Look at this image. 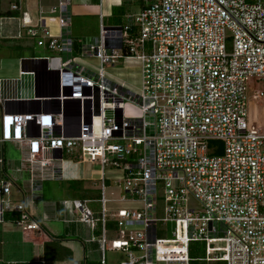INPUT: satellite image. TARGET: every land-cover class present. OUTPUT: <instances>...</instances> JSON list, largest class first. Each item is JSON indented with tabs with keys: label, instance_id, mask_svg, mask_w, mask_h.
Wrapping results in <instances>:
<instances>
[{
	"label": "built area",
	"instance_id": "1",
	"mask_svg": "<svg viewBox=\"0 0 264 264\" xmlns=\"http://www.w3.org/2000/svg\"><path fill=\"white\" fill-rule=\"evenodd\" d=\"M142 1L124 25L100 24L96 40L77 49L62 35L70 0L48 9L58 35L26 23V37L46 53L20 59L29 67L9 94L0 80V153L4 143L19 146L29 195L59 176L64 155L101 174L105 165L120 170L121 200L139 207L109 212L103 183L97 212L87 200L70 202V221L99 228L88 239L98 244L97 264H106L108 248L124 253L119 264H191V242L204 243L196 261L264 264V119L250 123L246 95L249 79L258 80L264 105V0ZM132 57L140 61L137 91L105 68ZM117 100L140 117H125ZM213 141L218 154L209 153ZM10 186L0 179V223L17 211L16 225L39 229L23 202L11 203Z\"/></svg>",
	"mask_w": 264,
	"mask_h": 264
},
{
	"label": "crops",
	"instance_id": "2",
	"mask_svg": "<svg viewBox=\"0 0 264 264\" xmlns=\"http://www.w3.org/2000/svg\"><path fill=\"white\" fill-rule=\"evenodd\" d=\"M15 0H0V13L11 11L9 6ZM98 3V19L99 26L103 25L104 17L111 16L112 8H119L120 18L118 26L124 25L130 18L132 14H123L121 9L124 8V5L120 6L122 0H94ZM127 2V0H124ZM56 4V0H24L21 9L19 11H14L17 14L12 16H0V74L4 77H0L2 85L4 87L3 93L9 94V91L14 90L12 85V80H14L21 68H27L29 65L21 63L20 59H27L39 55H30L32 53V48L34 47V42L31 39H28L25 34V25L27 22L30 24L44 25L52 35H58L60 32L56 24V19L54 15L45 13L47 8H50ZM71 4V3H70ZM144 2L140 0L138 4L135 5L134 14H137L140 9L144 6ZM43 11L42 14H39L36 11L37 9ZM71 7V5H70ZM70 11V10H69ZM97 9L94 10L96 12ZM69 16H71L69 14ZM85 17H83L84 19ZM81 18V20H83ZM109 27V26H108ZM111 27V28H112ZM110 28V27H109ZM133 28V31H136V28ZM89 36L85 38L86 42L96 40L97 35ZM62 35H68L74 41V48L77 49L78 41L84 37L83 36H73L71 30L62 31ZM28 39V43L31 45L29 49L23 48L20 54H17L18 51L12 50L9 48L10 43L8 41H18L24 46L25 39ZM86 37V36H85ZM82 39V40H83ZM23 47V46H22ZM44 55L46 51L42 49ZM15 57L19 60L20 66L19 69L10 68L8 71H2L3 68H6L8 64L6 58ZM121 58L119 60H123ZM128 59V58H126ZM138 60V59H137ZM117 62V61H116ZM115 62V63H116ZM126 67V66H124ZM122 66V72H116L111 74L116 80L118 79L121 83L127 86L130 89H133L136 83L131 84L124 75H129L131 73L124 72L125 69ZM127 69V68H126ZM140 72V70H139ZM139 75V74H138ZM24 83L26 84L29 80L28 77H23ZM41 91V90H40ZM42 93V91L40 92ZM11 94V92H10ZM21 109L25 108L26 104L20 105ZM11 145L17 154L16 157L9 158L5 156V146ZM1 147V146H0ZM2 153H0V179H6V167L11 168L17 173L27 174V181H17L20 184H14L21 192L25 191L22 196V202L24 204L25 210L32 215L36 222L39 225V229L31 230H14V229H4L0 228V256H3L4 259H7L3 264H15L22 261H35L40 264H97L98 258V244L97 242H89L88 239L91 235H98L99 228L96 227L94 230H90L87 225H84L80 222H73L72 217L69 216V207L66 204L61 203L58 197H54L56 193V188L54 187L52 181L55 180L58 183L66 182L67 188L70 190L73 199L87 200V205L94 211L97 212L100 208L99 198L102 195L101 188L103 187L107 179L104 175V171L91 170V178L89 179V184L85 183V176L79 172L74 171V166L80 165L83 167L86 163L91 166L97 167L95 164L89 162L81 161L72 156L64 155L60 161V173L57 178H45L39 182L38 187L35 192L29 195L28 189V178L29 174L27 171L21 168L19 159L21 156V150L18 145L12 143H4L2 145ZM118 181V180H117ZM38 182V181H36ZM120 183V181H118ZM21 187V188H19ZM75 191L78 194H74ZM99 191V195L97 192ZM21 192V194H22ZM12 194V185L10 186V197ZM25 194V195H24ZM84 194V196H80ZM104 195V190H103ZM126 202H132L131 200H121ZM33 201V202H32ZM108 203V200L107 202ZM112 212V211H111ZM6 218L4 222H11ZM70 219H72L70 221ZM3 223V222H2ZM0 223V224H2ZM16 225L14 222H11ZM19 226V225H16ZM108 232L109 236H114L113 224L111 221L108 222ZM26 246L29 249H26ZM17 249L14 251L13 248ZM9 249L7 254L2 255V250ZM124 254V253H123ZM125 256V255H124ZM106 260V258H105ZM106 264L107 261H106Z\"/></svg>",
	"mask_w": 264,
	"mask_h": 264
},
{
	"label": "rangeland",
	"instance_id": "3",
	"mask_svg": "<svg viewBox=\"0 0 264 264\" xmlns=\"http://www.w3.org/2000/svg\"><path fill=\"white\" fill-rule=\"evenodd\" d=\"M35 1V0H34ZM140 0H127L125 1L124 8L121 9L123 14H134L135 11V5L138 4ZM70 27L69 30H71V34L73 36H83L80 40L85 41V38H89V36L96 35L99 30V19H98V3H96L94 0H70ZM39 9V7H38ZM38 9L36 11V14L38 12ZM48 9H46L45 13L48 14ZM97 9L96 12L94 10ZM119 8H112L110 13V17H104L103 19V26L105 27H112V26H118L119 20L117 18H120V13H119ZM43 13V12H42ZM83 17H85L83 19ZM81 18L83 20H81ZM228 34V32H226ZM86 36V37H85ZM98 36V35H97ZM32 53L30 55H41L43 54L42 48L37 47L34 45L32 48ZM7 65L6 68H3L2 71L9 70L10 68H15L19 69L20 62L17 58L15 57H9L6 58ZM122 66L124 67L125 71L124 72H129L131 74L129 75H124L126 79L130 81L131 84L136 83L134 85L133 90H138V87L140 85V61L137 60L136 58H124L123 60H118L116 63H113V66H106V71L108 74H114L116 72H122ZM127 68V69H126ZM139 74V75H138ZM0 77H4L2 74H0ZM118 80V79H117ZM134 82V83H132ZM256 87L255 86V80L254 79H249L248 85H247V92L246 95L248 97V103H247V114H248V119L251 124H258L262 123L264 119V105L262 100H257L253 101L250 99V93L251 90ZM116 106L117 107H122L123 106V111H124V116L125 117H135L138 118L140 117V112L137 108H135L132 105L129 104H123L121 101H116ZM107 114L111 115V104L107 105ZM5 156L9 158L16 157V153L14 149L12 148L11 145H6L5 147ZM99 167H94L91 166L90 164L86 163L83 167L80 165L74 166V171L79 172L80 174H83L85 176V183L89 184V179L92 176V173L90 172L91 170H97ZM104 175L107 179H110L106 181L103 190H104V198L108 200V203H106V209L111 212L115 209H135L136 207L140 206V203L137 201H132V202H126V201H120L119 199L121 198L123 194V180H122V174L120 170L118 169H113L108 165L104 166ZM6 172V179L11 182L12 185V194H11V203H21L22 202V196L25 191L18 190L14 184H20L17 183V181H27V174H20L12 170L11 168L6 167L5 169ZM120 183H118V181ZM52 181L54 187L56 188L54 197H58L61 201V203L66 204L69 207V216H73V213L70 209V202L72 198V194L70 190L67 188V183L62 182L58 183L55 180H48ZM18 186V185H17ZM19 187V186H18ZM101 188V186H98ZM21 188V187H19ZM25 195V194H24ZM97 195H99V191L97 192ZM33 202V201H32ZM189 205L194 207L197 206L196 201L193 198H190L189 200ZM6 228V229H14V230H23V224L16 226L11 222H3L0 224V228ZM134 229H140V226H135L133 227ZM217 235H221V233H217ZM216 245H222V243H214ZM1 249V248H0ZM17 248L14 247L13 250L15 251ZM26 249H29L28 246H26ZM9 249H4L2 250V255L7 254V251ZM190 255L193 257H204V243L203 242H191L190 243ZM105 258L108 264H119L121 261L125 260V256L121 250H114V249H107L105 252ZM7 259H4L3 256H0V264H3L2 262L6 261ZM197 264H224L222 261H212V262H207V261H198Z\"/></svg>",
	"mask_w": 264,
	"mask_h": 264
},
{
	"label": "trees",
	"instance_id": "4",
	"mask_svg": "<svg viewBox=\"0 0 264 264\" xmlns=\"http://www.w3.org/2000/svg\"><path fill=\"white\" fill-rule=\"evenodd\" d=\"M125 4V1L122 0V3L120 6L124 5ZM17 13L14 12V11H6V12H3V13H0V16H12V15H16ZM25 45H22L20 43H23V42H18V41H8V43H10V46L9 48L12 49V50H16L18 51L17 54H20L21 50H23V48H25L26 50L29 49L31 47V45L28 43V39L25 37ZM23 46V47H22ZM210 145H217V149L213 152H209L210 154H218L220 153V148H221V142L220 141H213L210 143ZM74 194H78L77 191H75ZM80 196H84V194H81ZM7 220L11 221V222H15V220H17L19 218V213L17 211L13 212L11 214L10 217L6 216ZM191 256V255H190ZM191 258L195 259L193 261H191V264H197L198 261H196V258L197 257H193L191 256ZM200 260H201V257H198ZM203 258V257H202ZM15 264H40L39 262H35V261H22V262H17Z\"/></svg>",
	"mask_w": 264,
	"mask_h": 264
},
{
	"label": "bare ground",
	"instance_id": "5",
	"mask_svg": "<svg viewBox=\"0 0 264 264\" xmlns=\"http://www.w3.org/2000/svg\"><path fill=\"white\" fill-rule=\"evenodd\" d=\"M255 80V79H254ZM255 86L252 90H251V93H250V99L253 100V101H257V100H262V96L260 94V88H259V81L255 80ZM263 101V100H262ZM259 124V123H258ZM257 125V124H255ZM216 261H221V260H216Z\"/></svg>",
	"mask_w": 264,
	"mask_h": 264
}]
</instances>
